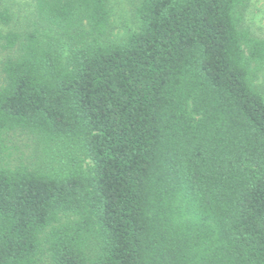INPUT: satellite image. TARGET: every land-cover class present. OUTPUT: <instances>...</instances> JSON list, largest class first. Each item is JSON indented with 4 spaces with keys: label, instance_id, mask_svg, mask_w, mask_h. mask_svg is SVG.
I'll return each mask as SVG.
<instances>
[{
    "label": "trees",
    "instance_id": "obj_1",
    "mask_svg": "<svg viewBox=\"0 0 264 264\" xmlns=\"http://www.w3.org/2000/svg\"><path fill=\"white\" fill-rule=\"evenodd\" d=\"M249 1L0 0V264H264Z\"/></svg>",
    "mask_w": 264,
    "mask_h": 264
},
{
    "label": "rangeland",
    "instance_id": "obj_2",
    "mask_svg": "<svg viewBox=\"0 0 264 264\" xmlns=\"http://www.w3.org/2000/svg\"><path fill=\"white\" fill-rule=\"evenodd\" d=\"M138 0H108L110 10V23L112 38L119 39L135 25L133 8ZM12 13V23L3 29L25 30L31 25L33 0H3ZM245 25L255 34L264 37V0H250L245 14ZM6 56L5 51H0L1 61ZM1 80V73H0ZM256 83L264 94V68L259 72ZM25 138L16 137L17 145L26 149ZM44 264H49L47 261Z\"/></svg>",
    "mask_w": 264,
    "mask_h": 264
}]
</instances>
